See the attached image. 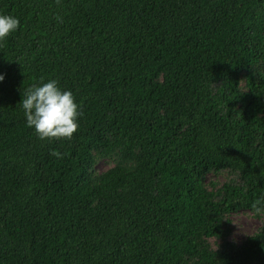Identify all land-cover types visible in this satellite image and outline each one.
I'll list each match as a JSON object with an SVG mask.
<instances>
[{"label":"trees","instance_id":"1","mask_svg":"<svg viewBox=\"0 0 264 264\" xmlns=\"http://www.w3.org/2000/svg\"><path fill=\"white\" fill-rule=\"evenodd\" d=\"M0 13L19 20L0 40V264H264V0ZM52 78L79 105L71 139L25 123L23 92ZM240 211L259 223L235 239Z\"/></svg>","mask_w":264,"mask_h":264},{"label":"clouds","instance_id":"2","mask_svg":"<svg viewBox=\"0 0 264 264\" xmlns=\"http://www.w3.org/2000/svg\"><path fill=\"white\" fill-rule=\"evenodd\" d=\"M19 20L10 14L0 13V40L17 30ZM0 73V82L4 80ZM20 106L25 123L39 139H71L78 127L79 105L71 90L62 89L55 78L34 84L23 92ZM53 155H56L53 152ZM256 214H264V196L252 205Z\"/></svg>","mask_w":264,"mask_h":264},{"label":"rangeland","instance_id":"3","mask_svg":"<svg viewBox=\"0 0 264 264\" xmlns=\"http://www.w3.org/2000/svg\"><path fill=\"white\" fill-rule=\"evenodd\" d=\"M110 162L100 160L96 169L98 171L106 169ZM232 223V236L235 239L241 238L243 235L252 231L259 223V219L254 217L249 211H240L231 215Z\"/></svg>","mask_w":264,"mask_h":264}]
</instances>
